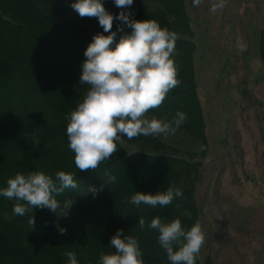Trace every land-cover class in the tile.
Listing matches in <instances>:
<instances>
[{"label": "trees", "instance_id": "16d2710c", "mask_svg": "<svg viewBox=\"0 0 264 264\" xmlns=\"http://www.w3.org/2000/svg\"><path fill=\"white\" fill-rule=\"evenodd\" d=\"M32 1H25L30 3L27 11L33 17L28 16L27 20L20 19L12 11L11 15L6 5L0 7V32L23 38L14 43L15 40L8 36L4 39L6 48L0 47V67L12 78L10 83L0 76V103H12L0 112V134L5 135L4 138L0 136V149L6 152V158L0 156V188H5L6 181L18 172L43 171L54 178L55 173L62 170L73 173L81 185L94 182V187L101 190L95 196L84 191L62 197L57 195L56 199L61 202L73 199L69 215L59 216V209L55 214L47 208H38L42 215L38 216L39 220L35 217L33 227L28 219L4 221L3 214L12 210L16 201L0 196V264H66V251H74L79 264H98L101 253L115 251L110 239L118 229L138 240L145 264H170L158 243V232L148 224L154 217H160L165 223L179 217L186 230L196 223L197 215L191 209L196 211L197 200L193 189L186 184L196 173V162L186 155L176 156L172 151L162 152L159 148L129 152L117 142V151L96 169L80 171L74 164V153L68 148L66 127L70 112L84 98L78 78L80 64L86 59L84 50L92 37H86V32L77 26L58 25L51 18L62 6L68 7L72 0H52L42 9L35 8ZM160 2L172 24L177 17L182 21L187 18L182 0ZM103 5L110 13L117 10L113 0H103ZM180 44L185 46V55L179 53L172 58L177 76L182 74L186 86L173 87L158 107L148 111L168 120L181 111L186 119L180 128L199 126L202 130L201 108L191 88L187 66L191 50L187 39L182 38ZM27 45L28 51L36 55L32 62L26 61ZM261 45L264 64V39ZM44 58L46 60H42ZM89 88L88 84L84 87L86 91ZM123 164L131 166L134 178L128 181L121 174L107 185L105 173L109 175ZM170 185L180 188L183 195L166 206L153 208L142 203L137 207L127 202L134 191L155 194ZM185 210L190 215H183ZM138 217L144 218V229H140ZM58 226L66 231L60 234Z\"/></svg>", "mask_w": 264, "mask_h": 264}, {"label": "rangeland", "instance_id": "374dc122", "mask_svg": "<svg viewBox=\"0 0 264 264\" xmlns=\"http://www.w3.org/2000/svg\"><path fill=\"white\" fill-rule=\"evenodd\" d=\"M17 1L21 3L15 4ZM25 1L0 0V7L6 5L10 14L12 11L20 19L27 20L28 16L32 19L27 11L30 3ZM160 1L134 0L127 11L131 12V19L155 20L162 28L179 29L175 30L178 39L173 58L184 54L185 46L180 42L182 38L188 40L190 85L201 108L203 129L179 126L167 136L138 135L118 143L129 152L159 148L162 152L172 151L176 156L186 155L196 162V173L186 184L193 189L197 200L196 211L191 210L205 231L197 264H264V64L261 57L264 0H223V6L216 7L215 11H211L212 7L219 5L221 0H202L195 6L192 0H182L187 18L182 21L177 17L173 24L164 14ZM32 2L35 8L42 9L52 0ZM119 11L121 9L117 8L112 13ZM51 18L58 25L83 29L86 37L103 30L97 18L80 17L70 5L59 8ZM116 28L114 19L111 30ZM8 36L15 40L14 43L23 40L2 31L0 47L6 48L4 39ZM25 49L26 61L32 62L36 55L28 51V45ZM0 76L12 82L2 67ZM181 77L182 74L177 76L179 84L175 89L186 86ZM78 85L85 96L87 83H80L78 78ZM17 87L22 88V85ZM11 105L0 103V112ZM146 115L151 118L154 114L148 111ZM206 117L215 120L217 127L207 123ZM1 135L4 138L5 135ZM0 156L6 158V152L0 149ZM132 173L131 166L123 164L109 175L117 178L124 174L130 181L134 178ZM76 182V189H65L59 196L78 191L86 194L87 187L95 185L94 182L81 185L78 178ZM41 213L37 208L19 216L10 209L2 218L4 221L29 220L33 215L39 220Z\"/></svg>", "mask_w": 264, "mask_h": 264}, {"label": "clouds", "instance_id": "9594fccd", "mask_svg": "<svg viewBox=\"0 0 264 264\" xmlns=\"http://www.w3.org/2000/svg\"><path fill=\"white\" fill-rule=\"evenodd\" d=\"M113 2L121 9L117 14L107 11L103 0H73L70 4L80 17L97 18L103 29L92 36L84 50L86 59L81 63L79 82L87 83L90 88L82 102L70 112L66 127L68 148L74 153V164L80 171L96 169L117 151V142L125 138L167 136L186 119V114L181 111H177L171 120L155 115L148 118L146 115L149 109L163 102L170 89L179 84L172 58L177 33L162 28L155 20L131 19V12L127 9L134 0ZM201 2L192 0L194 6ZM218 6H223V0L211 11ZM114 19L119 23L112 31ZM125 28L130 32L124 31ZM105 175L108 176L104 180L107 185L116 180L115 175L107 172ZM6 184L5 188H0V196L15 199L12 211L19 216H24L30 209L47 208L55 214L59 209V216L67 217L73 199L61 202L56 196L65 189L78 186L74 174L62 170L57 171L54 178L43 171L18 172ZM87 188L93 196L101 190L94 186ZM182 195L180 188L170 185L165 191L155 194L134 191L127 202L137 207L142 203L153 208L157 205L163 207ZM183 215L190 213L185 210ZM28 223L33 227V215ZM137 223L140 229H144L143 217H138ZM148 227L158 232V243L165 250L170 264H196L205 241L201 223L196 222L186 230L179 217L166 223L160 217H154ZM65 231L59 227L60 234ZM110 245L115 251L101 253L98 264H145L138 240L124 234L123 230L116 231ZM64 255L66 264H79L74 251H66Z\"/></svg>", "mask_w": 264, "mask_h": 264}, {"label": "crops", "instance_id": "0c3cea01", "mask_svg": "<svg viewBox=\"0 0 264 264\" xmlns=\"http://www.w3.org/2000/svg\"><path fill=\"white\" fill-rule=\"evenodd\" d=\"M205 110V109H204ZM206 121H207V123H211V124H213V126H214V128L215 127H217V123H215V120H213V121H210L209 119H208V117H206ZM244 132H247V131H244ZM264 206V205H263Z\"/></svg>", "mask_w": 264, "mask_h": 264}]
</instances>
